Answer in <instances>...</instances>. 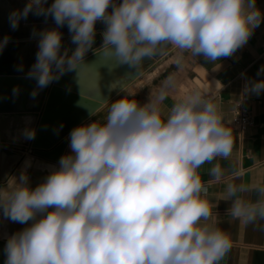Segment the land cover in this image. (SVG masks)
Wrapping results in <instances>:
<instances>
[{
    "label": "clouds",
    "instance_id": "9594fccd",
    "mask_svg": "<svg viewBox=\"0 0 264 264\" xmlns=\"http://www.w3.org/2000/svg\"><path fill=\"white\" fill-rule=\"evenodd\" d=\"M46 5L47 0H28L9 17L13 29L30 13L51 16L57 25L39 33L28 73L37 83L33 96L83 65L98 21L105 24L102 54L138 69L167 46L209 61L230 57L262 20L256 0ZM65 25L76 45L71 55L61 52L59 28ZM7 42L8 37L0 41V50ZM172 86L166 81L158 100L144 104L122 96L107 107L102 121L73 128L71 153L34 189L26 171L8 178L0 187V210L13 222L33 223L8 239L5 264H220L232 241L211 222L212 206L198 170L232 155L233 129L219 105L200 91L177 97L165 113L160 102ZM246 91L259 94L264 81ZM89 115L96 110L90 108ZM25 136L34 139L35 131L26 129ZM223 174L218 163L210 170L216 180ZM224 199L234 220L264 221V184L229 182Z\"/></svg>",
    "mask_w": 264,
    "mask_h": 264
},
{
    "label": "crops",
    "instance_id": "0c3cea01",
    "mask_svg": "<svg viewBox=\"0 0 264 264\" xmlns=\"http://www.w3.org/2000/svg\"><path fill=\"white\" fill-rule=\"evenodd\" d=\"M256 7L262 14L261 23L253 30L247 43L232 56L209 61L202 55L195 57L167 46L153 57L157 63L151 70L103 106L97 115L83 123L102 121L107 114V107L125 95L136 99L140 104L157 101L161 87L168 80H171L173 86L169 89L167 98L160 102L165 113L177 97L193 91H200L219 105L225 121L231 122L228 126L233 129L232 155L226 160L218 158L212 163H206L198 172L207 186V199L212 206L211 222L228 233L232 241L231 249L220 264H264V221L245 225L234 220L228 214L230 202L224 199L229 182L264 184V91L259 94L246 91V87L253 82L264 81V0H256ZM104 30L105 24L98 23L95 42L86 56L102 48ZM59 31L62 33L61 27ZM75 47L73 43L70 45V54ZM3 60L9 65L0 67V75H14L17 72L14 64ZM32 66L30 63L29 71ZM237 105H242L252 118V124L245 130H239L233 122ZM66 143L64 155L71 153L69 136ZM217 163L224 173L219 180L210 175V170ZM56 166L59 168V163ZM234 172L239 173L238 178L234 176ZM251 198L255 199V194Z\"/></svg>",
    "mask_w": 264,
    "mask_h": 264
},
{
    "label": "water",
    "instance_id": "95a60500",
    "mask_svg": "<svg viewBox=\"0 0 264 264\" xmlns=\"http://www.w3.org/2000/svg\"><path fill=\"white\" fill-rule=\"evenodd\" d=\"M156 63L145 58L136 69L104 56L99 49L85 56L80 68L65 72L35 96L37 83L28 74L0 75V187L22 171H26L31 188L44 182L58 169L71 130L92 117L89 109L97 113ZM4 65L9 63L0 59V67ZM26 129L35 131L34 139L26 138ZM29 148L32 155L24 156L22 151ZM32 223L13 222L0 210V264L6 261L8 239Z\"/></svg>",
    "mask_w": 264,
    "mask_h": 264
},
{
    "label": "rangeland",
    "instance_id": "374dc122",
    "mask_svg": "<svg viewBox=\"0 0 264 264\" xmlns=\"http://www.w3.org/2000/svg\"><path fill=\"white\" fill-rule=\"evenodd\" d=\"M52 2L53 0H47L46 6L51 5ZM27 3L28 0H0V16H4L8 22L6 26L0 29V40L2 41L5 37H8V50L11 53L19 51L27 43V38L29 40L38 39L41 31L57 27L51 16L45 17L43 15L38 16L30 13L26 19H20L18 27L13 29L10 26V14L23 10ZM98 23L100 22H97L96 26ZM61 31L63 33V45L61 49L64 51L67 50L68 54L71 55L70 45L72 44V34L69 32L67 25L61 27ZM37 50L38 48L31 49L30 63L32 65L36 62ZM1 68L5 67L1 66Z\"/></svg>",
    "mask_w": 264,
    "mask_h": 264
},
{
    "label": "bare ground",
    "instance_id": "6f19581e",
    "mask_svg": "<svg viewBox=\"0 0 264 264\" xmlns=\"http://www.w3.org/2000/svg\"><path fill=\"white\" fill-rule=\"evenodd\" d=\"M122 2V0H114V3L118 4ZM109 12L112 11L110 7ZM101 22V21H98ZM8 24L6 18L4 16H0V29ZM1 41V40H0ZM39 38L35 40H29L27 38V43L17 52L11 53L8 50V43L0 50V55L3 59L12 62L17 72L25 73L29 71L30 66V52L33 48H38ZM63 53L64 50L61 49Z\"/></svg>",
    "mask_w": 264,
    "mask_h": 264
},
{
    "label": "built area",
    "instance_id": "2783aa9c",
    "mask_svg": "<svg viewBox=\"0 0 264 264\" xmlns=\"http://www.w3.org/2000/svg\"><path fill=\"white\" fill-rule=\"evenodd\" d=\"M264 50V46H263ZM234 125L239 130H245L252 124V118L251 116L243 109L242 105H237L236 110L234 112ZM33 150L32 149H25L22 151V154L24 156L32 155Z\"/></svg>",
    "mask_w": 264,
    "mask_h": 264
}]
</instances>
